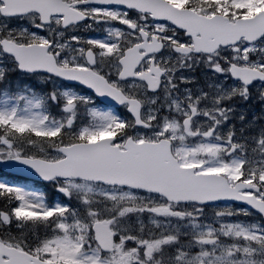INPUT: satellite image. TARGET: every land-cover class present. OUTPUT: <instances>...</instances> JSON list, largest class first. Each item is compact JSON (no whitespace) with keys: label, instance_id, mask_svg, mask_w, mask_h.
<instances>
[{"label":"snow or ice","instance_id":"snow-or-ice-1","mask_svg":"<svg viewBox=\"0 0 264 264\" xmlns=\"http://www.w3.org/2000/svg\"><path fill=\"white\" fill-rule=\"evenodd\" d=\"M0 264H264V0H0Z\"/></svg>","mask_w":264,"mask_h":264}]
</instances>
